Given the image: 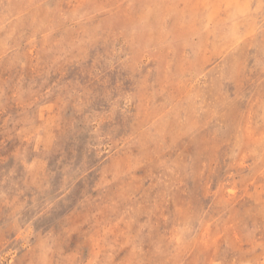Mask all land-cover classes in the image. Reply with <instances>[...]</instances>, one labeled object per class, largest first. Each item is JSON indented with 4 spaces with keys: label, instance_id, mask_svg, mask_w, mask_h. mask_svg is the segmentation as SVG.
Segmentation results:
<instances>
[{
    "label": "rangeland",
    "instance_id": "rangeland-1",
    "mask_svg": "<svg viewBox=\"0 0 264 264\" xmlns=\"http://www.w3.org/2000/svg\"><path fill=\"white\" fill-rule=\"evenodd\" d=\"M0 264H264V0H0Z\"/></svg>",
    "mask_w": 264,
    "mask_h": 264
}]
</instances>
